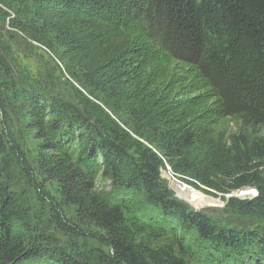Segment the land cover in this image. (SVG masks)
Instances as JSON below:
<instances>
[{
	"label": "trees",
	"instance_id": "trees-1",
	"mask_svg": "<svg viewBox=\"0 0 264 264\" xmlns=\"http://www.w3.org/2000/svg\"><path fill=\"white\" fill-rule=\"evenodd\" d=\"M13 34L48 69L23 67ZM144 57L210 102L176 96ZM0 123L52 215L32 214L1 152L0 264H264V0H0ZM164 164L211 194L257 195L199 213ZM91 228L89 258L75 240Z\"/></svg>",
	"mask_w": 264,
	"mask_h": 264
},
{
	"label": "rangeland",
	"instance_id": "rangeland-1",
	"mask_svg": "<svg viewBox=\"0 0 264 264\" xmlns=\"http://www.w3.org/2000/svg\"><path fill=\"white\" fill-rule=\"evenodd\" d=\"M9 42L12 44L14 55L17 58L18 62L23 67L28 69L29 72H31L33 75H36L38 72L42 71L43 69L44 70L48 69V64H50L49 61L50 56L48 52L44 51L42 48L36 45H32L28 42L22 41V39H20L18 36L14 34L11 35V37L9 38ZM150 65L151 68L155 70L153 75L154 79L161 78L162 80L167 82L166 87L172 90L176 96H181L183 98L190 97L193 95H195V97L204 96L206 102L207 103L210 102L211 94L209 90H207L206 86L203 83H201L196 77H195V85L194 84L191 85L188 81H185L184 84H178V80L175 81L169 79L170 75L174 76L173 73L177 72L176 65L172 67V64L168 62L169 67L166 73V69L164 67L161 68L157 67V65L154 62H152L151 64V59L149 58L146 57L141 58V60L138 63V66H140L142 69ZM1 132H2V127L0 123V133ZM3 135L0 136V153L2 152V148H4L5 145ZM25 148H27L28 155H30V153L32 154V152L28 150L30 148L28 143L25 145ZM14 150L15 149L11 148L9 144H6V149L2 152L4 154V155L2 154L3 155L2 158L7 163L6 167L9 170L11 182L14 186H17V188L23 189V191L28 196L29 209L32 212V214L36 215L37 214L36 212L39 211L42 207H44L45 213L43 215L45 219H47L50 222V218H52V215L48 203H46V201L44 200L45 199L44 194L38 183L39 180H36L35 176L29 174L30 171V169L28 168L29 164L27 165V163L21 158L22 157L21 153L20 154L18 152L14 153ZM96 183L98 188L101 189L102 191H109L111 186L110 181L106 179L98 178L96 179ZM183 183H185L187 186L193 189L195 187L196 192L203 195L204 199L208 201V203H204L198 208L197 207L194 208L189 204L183 202L184 204H186L187 206L191 207L193 210L199 213L218 215L219 213H221V210L225 206V202L229 198H237V199L245 200V199H252L257 195V192L255 191L254 188H247V189H241L237 192L226 194L224 196H220L218 194H211L205 191L204 189H202L201 187H198L194 184H190L186 181H184ZM63 214L66 215L67 217L70 216L68 211H64ZM46 232H52L51 235L53 238L51 239L52 241H67L68 238L70 237L69 235H63L59 233L57 229H54V226L49 227L46 230ZM82 233L83 236H79V239H76L75 241L78 243V248L80 249V251L83 250L84 253L83 255L85 257L88 255V257L91 258V256H94V254L92 253L93 250H97L100 246L99 241H97L96 233L94 232L93 229L92 230L84 229ZM189 241L190 238L187 239V242ZM104 250L105 253H108L110 255V252L107 249ZM24 263L32 264L28 262H24ZM81 263H83V261H81ZM94 264L97 263L95 262Z\"/></svg>",
	"mask_w": 264,
	"mask_h": 264
},
{
	"label": "built area",
	"instance_id": "built-area-1",
	"mask_svg": "<svg viewBox=\"0 0 264 264\" xmlns=\"http://www.w3.org/2000/svg\"><path fill=\"white\" fill-rule=\"evenodd\" d=\"M160 177L165 181L176 199L184 201L190 206H193V204L190 203V200L195 198L192 196L196 192L195 187L193 189L183 183L184 181L180 179L178 175L173 173L167 164H164V168L160 169ZM178 178L183 182H181Z\"/></svg>",
	"mask_w": 264,
	"mask_h": 264
},
{
	"label": "bare ground",
	"instance_id": "bare-ground-1",
	"mask_svg": "<svg viewBox=\"0 0 264 264\" xmlns=\"http://www.w3.org/2000/svg\"><path fill=\"white\" fill-rule=\"evenodd\" d=\"M168 187V186H167ZM245 193V192H244ZM193 197H195V198H193V199H191L190 200V203L191 204H193V206L192 207H200L201 205H203L204 203H208V201L207 200H205L204 199V197H203V195H201V194H199V193H197V192H195V194L194 195H192ZM209 206H212V205H209ZM189 207V206H188ZM203 207V206H202Z\"/></svg>",
	"mask_w": 264,
	"mask_h": 264
}]
</instances>
